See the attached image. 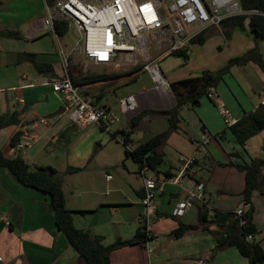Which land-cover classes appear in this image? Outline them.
I'll return each mask as SVG.
<instances>
[{"label": "crops", "instance_id": "obj_1", "mask_svg": "<svg viewBox=\"0 0 264 264\" xmlns=\"http://www.w3.org/2000/svg\"><path fill=\"white\" fill-rule=\"evenodd\" d=\"M45 14V0H0V34L14 32L21 37V33H24L27 39H36L46 34L54 36L44 27ZM213 29L208 31L221 32V30L213 31ZM208 31L203 34L205 38ZM67 34L68 32L65 36ZM166 51L149 59L161 62L167 57ZM19 54L21 53L6 54L0 49V65L25 67L22 77L16 75L15 83L7 84L0 81V118L13 113H16L17 118L16 124L0 129V145L6 157L15 158L21 153L30 164L41 153L48 151L49 146L58 144L61 135L66 134L65 131L71 130L72 126L75 129L78 127L71 123L62 97L55 94L49 85L51 81L68 75L64 59L59 51L56 58L52 55L35 54L39 62L53 66L54 75L39 74L29 63L17 64ZM251 65L252 63L241 67L244 69L249 67L252 70L248 68L244 74L249 79L251 90L256 94L259 102L254 105L253 102L247 101L246 92L238 84L236 88L233 87L235 91L231 88L238 102V113L234 112V114L239 118L257 110L264 100V74L256 64ZM102 67L117 73L125 67L131 69H126L129 72L121 75L118 73L115 77L106 80L109 82L126 78L131 80L134 75L147 73L132 65L120 68ZM147 74L150 76L149 73ZM233 77V73L229 71L220 81ZM106 81L86 85L85 91L94 89L95 95L101 97L108 92L102 86ZM216 89L218 90V85ZM129 95L137 96L139 111L128 115L131 130L120 129L118 132L124 135V140L120 139L123 143L125 134L131 132L128 144L129 150H134L154 136L169 132L171 128L167 116L151 113L144 115L145 112L172 110L176 107L177 101L172 92L156 90L154 82L153 85L135 87L126 96ZM224 96L227 98L225 94ZM103 107L111 108L107 105ZM135 117L142 118L138 120L136 126H133L132 119ZM159 119H164L167 125L161 128L151 127V122ZM177 126L178 129L169 134L166 143L159 148V152L164 157L174 152L179 153V164L171 161L169 170L162 173L153 172L154 176L160 179L176 177L182 170L181 157H193L196 162L194 166L186 170L187 176L183 178L181 190L171 194V197L176 198L178 203L187 197L189 190L201 183L205 186L204 198L183 217H175V209L172 214V211L171 213L161 211L156 205V218L150 228L155 237L149 242L148 248L132 245L117 249L111 253V264H189L194 260H204L205 264H249L248 259L241 256L236 248L216 251L217 239L211 231L219 228L217 221L213 218L214 210L234 213L244 202L246 172L239 170L238 166L249 164L252 159L264 158V131L241 146L231 129L225 127L214 103L208 97H203L198 107H183L179 113ZM21 131L28 136L32 144L31 148L17 150L11 145L12 138ZM204 134L210 138V142L207 153H200L198 140ZM255 139L257 142H254ZM63 153H60V156ZM69 154L70 152L67 156ZM79 156H81L80 152L73 155V159L78 160ZM199 157L203 160L201 161ZM81 158L80 165L75 164L73 159H69L70 167L82 168L81 172L68 174L69 176L98 173L101 165L92 159L91 155L84 154ZM105 166L108 165L105 164ZM35 167L54 166L35 165ZM201 171L204 176L200 175ZM137 174L139 175V169ZM206 174L211 177H205ZM108 180H112L111 176ZM125 182L128 185L127 180L113 184L114 188L111 192L113 197H110L109 193L106 197L99 193L96 187L98 184L94 181L88 182L86 187L82 185L67 189L64 187L67 208L87 212L84 216H75L76 226L89 231L95 237H102L106 246L113 244L119 238L131 239L144 225L145 210L142 204L144 184H138L140 189L137 191L136 187L130 185L132 188H129ZM167 184L158 185V190L163 195ZM212 188L214 193L211 192ZM252 203L253 225L256 228L255 241H260L264 247V169L259 178V187L253 192ZM203 206L208 207L209 210L208 231L200 227L197 230L187 231L180 238L172 235V232L179 228L180 223L197 225L199 210ZM107 209L110 212L108 219H106ZM7 222H10V226H7ZM106 229L108 231H104ZM148 249L151 252H148ZM0 264H85L79 260L75 249L69 245L65 235L58 229L49 196L23 186L5 168H0Z\"/></svg>", "mask_w": 264, "mask_h": 264}, {"label": "built area", "instance_id": "obj_2", "mask_svg": "<svg viewBox=\"0 0 264 264\" xmlns=\"http://www.w3.org/2000/svg\"><path fill=\"white\" fill-rule=\"evenodd\" d=\"M158 4L168 5L166 24L161 20L162 8ZM253 15L264 17V12L244 9L242 0H55L53 5L46 3L43 24L45 29L57 38L58 51L64 59L68 74L64 78L51 81L49 85L55 94L62 97L71 123L82 130L95 124L101 130L111 133L110 128L120 122L119 117L111 108L99 105L94 96L85 91L86 86L74 82L70 76L72 64L82 60L97 67L120 68L132 65L136 68L139 60L133 61L129 56L140 54L147 48L151 44L150 35L155 31L164 28L170 30L172 43L165 54L169 56L188 50L195 38L209 29L220 28L227 20ZM59 22L68 25L69 34L72 28H75L78 34L73 38L74 44L70 49L61 43L56 29V23ZM124 55L127 57L123 59ZM141 69L150 74L156 90L172 92L170 83L160 67V61H149ZM207 96L214 103L226 128L237 125L240 118L227 107L216 87L210 88ZM119 104L123 114L130 115L139 111V102L135 95L121 98ZM21 132L15 148H31L28 136ZM209 142L210 138L202 135L198 140V152L207 153ZM127 148L130 149L129 144ZM181 162L182 170L175 178L160 179L150 175L153 171L147 165H143L139 170V176L144 182V226L152 239L155 236L150 228L157 213L154 190L164 183L183 186L182 180L187 176L186 170L194 166L196 159L182 156ZM204 191L205 186L201 183L189 190L187 197L176 204L174 216L186 215L196 203L203 200ZM250 208L249 203L242 202L234 212V217L244 216ZM244 224L242 219L240 226ZM7 226H10V222H7ZM246 239L252 242L255 236L248 234ZM148 244L149 242L147 248ZM148 252L151 250L148 249ZM189 264H205V261L194 260Z\"/></svg>", "mask_w": 264, "mask_h": 264}, {"label": "rangeland", "instance_id": "obj_3", "mask_svg": "<svg viewBox=\"0 0 264 264\" xmlns=\"http://www.w3.org/2000/svg\"><path fill=\"white\" fill-rule=\"evenodd\" d=\"M158 6L162 8L161 20L163 24H166L168 22V5L165 4L162 6L158 4ZM224 29L225 28L223 26L220 28H214L213 31L221 30V32L213 33L208 31V35L205 34L206 39L204 44H192L188 49V59L182 56L169 55L160 62V67L169 83H173L184 78L200 77L205 71L217 73L223 69L226 72L227 70L228 72L230 70L234 77L226 81H220L217 91L222 100L226 103L227 107L236 114L238 113V102L235 98L236 96L232 94V91H235L233 90V87L236 88L237 84L246 92L247 101L253 102L254 105H256L259 101L256 99V94L251 90L249 79L244 74L245 70L249 67L244 69V67L235 64L232 60L244 57L246 53L255 46L258 47L264 58V42H257L255 40L249 31L248 21L245 22L244 27L237 26L231 29L228 27L226 28L227 30ZM228 31L231 36L227 35ZM21 34L22 36H19V38L0 34V49L5 51L6 54H8V52H18L21 54H44L52 55L54 58L58 55V49L56 48L57 38L55 36L46 34L36 39H27L24 33ZM77 36L78 34L75 28H72L70 34L68 33L66 36L61 38L62 45H67L70 49L74 44L73 38ZM150 39L151 44L142 50L140 54H132L129 56L133 61L136 59L139 60L137 65L138 67L136 66V68H141L145 63L152 61L153 59H149L152 56L154 57L164 53L172 43L171 33L168 28L153 32L150 35ZM122 57L124 59L127 56L124 55ZM128 68L130 67L122 68L118 71V73L121 75L125 72H129L126 70ZM253 68L256 69L255 66H253ZM71 69L73 70L74 77H80L85 74L93 73H104L112 76H116L118 74L111 69H104L103 67L87 64L82 60L78 63L72 64ZM24 70L25 67L23 66L17 67V65H10L9 67H6L0 65V81L7 84L12 82L15 83L16 75L18 74L22 77ZM249 70L252 71L250 68ZM150 77L151 76L147 73H141L139 75H134L131 80L126 78L110 82L106 81L102 86L105 87V90L108 92L101 95V97L99 95H95V90L91 89L89 93L94 96L97 103L102 106H110L119 117L120 122L111 126V133L101 130L95 124L83 130L80 128L75 129V127L72 126L70 128L71 130H67L65 131L66 134L61 135L58 144L49 146L48 151L41 153L35 160L31 161L30 165L32 167H35V165H53L58 172L63 175V188L65 187L66 189L68 187L73 188L77 185L86 187L88 182L94 181L98 184L96 187L98 188L99 193H101L104 197H106L109 193V196L113 197V194L111 193L114 188L113 184L127 180L128 185L126 182L125 184L129 188H132L130 185H133L136 187V190L139 191L140 188H138V184H144L143 179L137 174L139 166L132 158H127L124 143L123 141H120V139L124 140V135L122 132L118 131L120 129L131 130V126L128 115L121 112L119 101L135 87L153 85ZM223 93L227 98H225ZM165 125H167V123L164 119L151 122V127L161 128L163 126L165 127ZM112 136H115L114 139H111ZM99 141L102 142L100 143ZM254 142H257V139H255ZM68 152H70L69 156H67ZM78 152H80L81 156L84 154L91 155L92 159L96 160L101 165V168L98 169V173L77 174L74 176H69L67 174V170L70 167L69 159H73V155L78 154ZM60 153L63 154L60 156ZM19 155H21V153H19L18 156ZM81 156L78 157V160H75L76 158H74L72 161H75V164L80 165L82 162ZM199 158L201 161L203 160L202 157ZM179 159L180 154L175 152L172 153V155L169 154L168 156H165V162L159 166L158 171L162 173L165 170H169L172 162L174 164H179ZM105 164L108 166H105ZM150 175H154V173H151ZM200 175L204 176L202 171ZM107 176H111L112 180H108ZM205 177L209 178L211 175L206 174ZM181 188L182 187L179 185L168 183L164 195L158 189L154 190L157 207L164 212L167 211L171 213L172 211L173 214L177 200H175L176 198L171 197V194L178 193ZM211 192L214 193V188H212ZM136 196L138 197L137 192ZM108 210L109 209L106 210V212H108L106 219L110 217V212ZM104 231L108 230L106 229Z\"/></svg>", "mask_w": 264, "mask_h": 264}, {"label": "trees", "instance_id": "obj_4", "mask_svg": "<svg viewBox=\"0 0 264 264\" xmlns=\"http://www.w3.org/2000/svg\"><path fill=\"white\" fill-rule=\"evenodd\" d=\"M48 5H53L55 0H45ZM244 9L258 10L264 12V0H242ZM248 21L249 31L255 40L264 42V17L260 15L242 16L227 20L223 23V27H244L245 22ZM56 29L60 37H64L68 31V25L62 22L56 23ZM5 36H15L19 38L18 33L6 32ZM230 35V32H227ZM203 35L195 38L192 44L205 43ZM188 51L177 52L171 55L182 56L188 59ZM235 64L245 66L253 63L258 65L264 74V58L257 46L249 50L244 57L235 58L232 60ZM17 64L29 63L39 74L50 73L54 75V68L49 63L39 62L35 54H19L17 56ZM139 69V68H138ZM230 71V70H229ZM228 73L223 69L217 73L209 71L203 72L202 76L195 78H184L176 82L170 83L171 91L177 101V105L172 110L155 111L150 110L144 115L151 113L156 115L167 116L170 122L169 132L161 133L154 136L150 140L141 144L134 150H129L127 144L129 142L130 133H126L125 137V154L127 158H132L138 165L139 170L143 165H147L153 172L158 171L159 166L164 163V156L159 152V148L163 146L171 132L178 129L177 122L181 109L183 107L195 108L201 104L203 97H208L207 92L210 88L216 87L222 77ZM70 76L75 83L79 85H89L101 81L109 80L115 76L108 74H85L80 77H74L73 70H70ZM89 93V92H87ZM142 117H135L132 119V125L136 126L139 119ZM17 123L16 113L10 116L0 118V129L5 128L11 124ZM237 142L244 146L246 142L252 137L264 131V105L253 112L245 114L240 118L237 125L230 128ZM22 132H18L11 140V145L15 148L19 136ZM115 136H112L114 139ZM0 168L7 169L18 182L23 186L35 189L49 196L51 200V207L54 213V218L58 229L65 235L68 243L72 246L79 256V260L85 264H111V253L117 249L140 245L146 246L148 242L153 239L149 237L147 228L141 226L134 237L128 240L117 239L111 245L106 246L103 243V238L93 236L89 231L79 229L75 224V216H84L86 211L69 210L66 205V195L63 188V175H61L54 167H32L23 157L19 155L15 158H8L3 153L0 145ZM239 170L246 172V187L243 192L244 202L249 203L251 208L247 210L244 216L234 217V213L221 212L214 210L213 218L217 221L218 230L211 231L217 239L216 251L226 248H236L241 256L248 259L249 264H264V247L260 241H247L248 234H254L256 228L253 225V203L252 196L259 187V178L264 169V158L252 159L249 164L238 166ZM82 168L69 167L67 174H75L81 172ZM244 220L245 224L240 226V221ZM209 210L208 207L203 206L199 210V223L197 225H186L180 223L178 229L172 232V235L180 238L187 231L197 230L200 227L203 230H209Z\"/></svg>", "mask_w": 264, "mask_h": 264}]
</instances>
